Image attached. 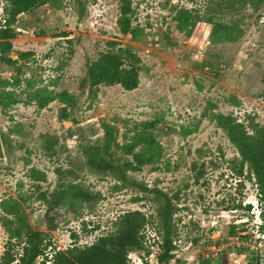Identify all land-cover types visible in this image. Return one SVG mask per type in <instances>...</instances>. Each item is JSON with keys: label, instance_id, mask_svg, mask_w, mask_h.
Segmentation results:
<instances>
[{"label": "rangeland", "instance_id": "obj_1", "mask_svg": "<svg viewBox=\"0 0 264 264\" xmlns=\"http://www.w3.org/2000/svg\"><path fill=\"white\" fill-rule=\"evenodd\" d=\"M131 6L136 37L119 30V0H47L17 16L7 53L17 63L0 62V264H18L27 234L48 244L41 264L111 232L126 211L150 219L159 191L175 206L166 264H264V200L248 163L238 174L241 155L216 122L264 126V0ZM181 8L198 16L189 34L178 28ZM207 18L236 26L234 39L212 40ZM108 51L139 57L135 88L91 85L89 66ZM147 133L159 156L124 168L130 182L87 161L97 148L122 168L133 162L125 144ZM56 190L63 195L45 220ZM143 235L130 264L157 263L156 225L148 221Z\"/></svg>", "mask_w": 264, "mask_h": 264}, {"label": "trees", "instance_id": "obj_2", "mask_svg": "<svg viewBox=\"0 0 264 264\" xmlns=\"http://www.w3.org/2000/svg\"><path fill=\"white\" fill-rule=\"evenodd\" d=\"M47 0H9V5L5 8L6 18L4 24L0 26V62L16 64V59H11L7 53L12 48L11 39L15 37L13 26L17 16L29 9L45 3ZM81 2L82 0H75ZM243 1V0H242ZM118 27L122 33H131L136 37V27L133 25L134 9L131 0H119ZM79 16L82 15L80 11ZM196 17V19H195ZM175 18L178 20V28L187 31L189 34L198 18L193 16L191 11L185 8L178 10ZM211 23V39L232 40L235 37L236 26L221 22ZM236 27V28H235ZM238 30V29H237ZM23 54H21L22 56ZM125 62L131 64L130 67L124 66ZM139 62V57L133 53L122 51H108L101 53L99 58L89 66V76L91 85L99 82L109 84L120 83L127 89L135 88L138 84L137 70L135 64ZM219 127L223 128L230 141L237 147L241 155V166L238 174H242V164L248 163L252 167L253 174L259 191V200H264V126L251 122L250 132L242 122L234 121L232 118L219 115L216 117ZM143 145L142 152L134 149L139 144ZM160 146L153 139L151 134L144 136H134L132 142L125 144V151L133 156V162L120 168L119 164L114 163L111 158L101 156L97 148L87 150V161L97 171L110 172L123 184L130 182L125 175L127 169H137L143 163H152L153 158L159 156ZM125 168V170H124ZM74 187V186H72ZM62 191V190H61ZM63 192L56 190V195L52 196V203L47 208L44 215L45 220H50V212L54 205L59 203V197ZM155 203V216L147 218L140 210H129L121 214L113 223V230L99 236L90 244L79 246L73 244L64 250H56L48 259L47 255L41 264H130L128 253L131 249L143 250L145 236L143 235L144 226L148 221L156 225L157 232L161 235L159 251L156 254V264H166L173 257V235L174 221L173 214L175 206L163 191L156 192L153 196ZM248 209L250 205L247 206ZM264 220V213L262 214ZM51 227H54L53 225ZM264 228V224L261 226ZM39 232V231H38ZM37 232V233H38ZM24 241L23 252L18 259V264H35L39 255L44 253L48 244H42V238L34 233L28 235ZM13 261L14 259L11 258ZM47 261H49L47 263Z\"/></svg>", "mask_w": 264, "mask_h": 264}]
</instances>
